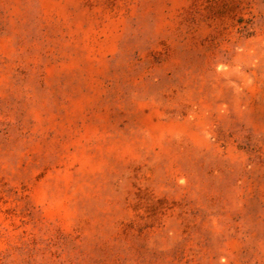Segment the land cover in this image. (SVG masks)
<instances>
[{"label":"rangeland","instance_id":"374dc122","mask_svg":"<svg viewBox=\"0 0 264 264\" xmlns=\"http://www.w3.org/2000/svg\"><path fill=\"white\" fill-rule=\"evenodd\" d=\"M0 264H264V0H0Z\"/></svg>","mask_w":264,"mask_h":264}]
</instances>
